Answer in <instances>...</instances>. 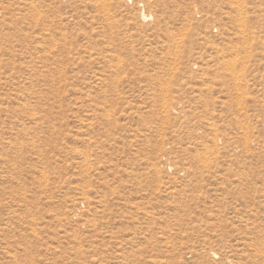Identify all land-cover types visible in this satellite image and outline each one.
<instances>
[{
    "label": "rangeland",
    "instance_id": "obj_1",
    "mask_svg": "<svg viewBox=\"0 0 264 264\" xmlns=\"http://www.w3.org/2000/svg\"><path fill=\"white\" fill-rule=\"evenodd\" d=\"M0 264H264V0H0Z\"/></svg>",
    "mask_w": 264,
    "mask_h": 264
},
{
    "label": "bare ground",
    "instance_id": "obj_2",
    "mask_svg": "<svg viewBox=\"0 0 264 264\" xmlns=\"http://www.w3.org/2000/svg\"><path fill=\"white\" fill-rule=\"evenodd\" d=\"M142 5V4H141ZM143 13V12H142ZM144 14V13H143ZM142 14V19L144 20V21H149V17L146 15V14H144L143 15Z\"/></svg>",
    "mask_w": 264,
    "mask_h": 264
}]
</instances>
